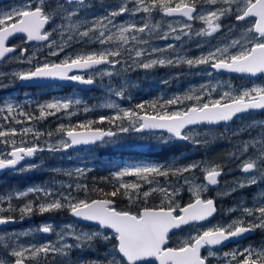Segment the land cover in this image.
Returning a JSON list of instances; mask_svg holds the SVG:
<instances>
[{
	"label": "snow or ice",
	"instance_id": "6c2138e0",
	"mask_svg": "<svg viewBox=\"0 0 264 264\" xmlns=\"http://www.w3.org/2000/svg\"><path fill=\"white\" fill-rule=\"evenodd\" d=\"M131 5V7H129ZM91 5L87 0H57L54 9L48 7V0H18V3L8 10H0V62L7 54L16 51L20 45L7 46L6 42L16 34H23L25 42H46L49 55H59L70 46L68 42L98 44L99 49L72 53L60 63L43 62L33 65L27 71L16 73L0 72V88L6 87L2 81L11 75L20 81L51 78L76 82L82 85H93L97 78H112L133 70L134 67L151 69L155 66H177L186 63L189 68L206 66L207 75L230 72L244 74L250 77L264 75V0H121L118 10L106 11L101 17L81 16V12ZM159 13L163 17L175 18L169 23L167 31L159 35V39L182 41L195 37L212 36L222 30V20L232 17L237 24L248 21L244 28V36L239 39H229L220 42L202 53L198 58L187 59L175 52L176 44H168L163 48L151 47V32L159 27L153 25L152 14ZM141 14H143L141 16ZM128 15L130 18L140 17L139 21L131 19L125 24H117L116 18ZM59 17L62 21L51 32L45 26ZM186 18V19H181ZM202 21L206 27L194 32L192 22ZM235 25L226 26L229 34ZM112 28L118 29V46L113 49L114 35ZM67 35V41L57 45L51 37L59 32L61 38ZM143 34V35H142ZM147 36L148 39H144ZM131 45L130 47H126ZM138 45H144L138 47ZM201 47V45H197ZM55 49V50H53ZM27 49H21L18 63L32 65L34 56L25 57ZM127 52V59H123ZM169 53L170 55H164ZM156 57V58H152ZM119 69V71H117ZM71 73V74H70ZM127 81L118 85L109 83L108 92L120 99H131L126 95ZM191 91V90H190ZM215 88L201 85L199 94L186 95L183 98L173 96L163 103L159 98L150 104L139 103L134 108H123L118 103L108 102L101 107L115 109L110 115H100L95 120L78 122L65 127L60 124L58 132L63 139L56 144L45 143L41 138L52 133H42L32 126L17 128L14 125H24L32 121L44 120L56 115L61 110L74 115L70 109L82 105L80 99H56L46 104H38L39 115L24 111V106L8 100L0 101V170L11 169L25 172L42 167V163L21 162L30 160L39 152H60L77 145L114 144L120 134L143 133L147 130H163L170 134L169 138L160 137L164 143L169 139L189 142L196 147L206 144L196 136L189 135L187 129L193 125H215L232 121L240 114L254 110H264V84L242 88L238 93L225 91L213 97ZM191 101V106L185 104ZM159 103V107L157 104ZM172 106H178L172 110ZM151 108L152 112L146 110ZM83 107L85 113L91 111ZM108 124L105 130L94 125ZM115 129V130H113ZM249 129H259L257 136L252 137ZM248 132L250 138L237 145L239 155L233 153L229 159L240 160L238 165L245 174L243 180L235 181L225 195L237 189L264 184V121H253L246 128L233 130V136ZM31 136L29 139L28 137ZM202 161H194L188 165L178 166L175 161L159 165H128L114 171L111 179L116 181L114 190L104 193L101 199H79L78 194L87 195V185L79 182V178L88 171L87 167H77L73 171L55 168L54 174L68 177L75 175L77 182L65 184L53 181L50 185L31 186L15 193L0 194V226L15 223L16 206L13 200H21L30 194L34 197L18 208L20 219L30 217L34 212L39 214L66 210L77 221L90 222L95 230H85L79 224H65L55 232V241H45L40 244L20 242L8 236L4 244V255L0 256V264H264V245L244 248H233L228 252L218 254L212 246L222 245L235 238H242L257 230L264 231V190H259L258 197L247 206L240 201L236 208L228 212H239L240 215L228 224H216L206 229L198 230L187 239L179 242L178 247H168L170 232L182 226L207 221L217 212L214 198H201V192L209 185L218 184L222 175L220 166L201 167ZM199 169L203 172L206 184L193 192L194 199L184 206L177 203L176 197L181 191V181L190 183L191 174ZM189 174V175H185ZM124 177H135L136 182H122ZM157 178H163V183ZM173 178L176 183H173ZM147 184L148 191L142 192L146 202L154 193L163 197L159 207H143L138 212L118 210L114 198L118 194L140 198L142 184ZM156 186L153 187L152 185ZM75 190V191H74ZM165 201L167 206L165 207ZM7 204V207L2 205ZM37 232L50 234L55 231L53 224L47 223L36 229ZM24 235H27L25 233ZM101 239L110 242L107 252L98 259L86 260L82 257L73 259L74 250L83 251L92 248L94 241ZM207 247L206 255L201 249Z\"/></svg>",
	"mask_w": 264,
	"mask_h": 264
},
{
	"label": "flooded vegetation",
	"instance_id": "af4514ba",
	"mask_svg": "<svg viewBox=\"0 0 264 264\" xmlns=\"http://www.w3.org/2000/svg\"><path fill=\"white\" fill-rule=\"evenodd\" d=\"M57 0H48V7L50 9H54L56 6ZM87 2L91 5V7L83 10L81 12V16H88L89 18L92 17H101L104 15L106 11H112V10H118V6L121 3V0H87ZM18 3V0H0V10H8L10 7L16 5ZM131 7V5H129ZM143 14H141L142 16ZM131 19H135L136 21H139L140 17H135V18H130L128 15L125 16H120L116 18V23L117 24H125L126 22H130ZM181 19H186V18H181ZM175 18H170V17H163L159 13H153L152 14V20L150 21L153 25H156V23H159V27L155 28L151 32V39L149 41L150 46L152 47H159L163 48L167 44H172L174 41L172 39L169 40H164V39H159V35H163L164 31H167V23H174ZM228 23L231 25H235L234 29H237L240 27V25L247 24L249 23L248 21L242 22L237 24L234 20V18L229 17L228 18ZM62 21L59 17H56L53 21H51L49 24L45 26L46 30L51 32L53 28H55L58 24H61ZM193 23V22H192ZM111 33L115 34L114 39H113V44L111 47L115 49L118 44V29L117 28H112ZM227 33V32H226ZM71 34V29L67 30L66 35L63 37V39L60 36V33H54L51 37L52 40H55L57 45H61L67 41V35ZM229 34V33H228ZM143 35V34H142ZM230 35V34H229ZM229 35L225 34L222 35L226 39L230 37ZM144 39H148L147 36H143ZM25 36L23 34H16L12 38L9 39V41L6 42L7 46H16L20 45L21 47H18L15 52L7 54L6 58L0 62V72L4 73H16V72H22V71H27L30 67L33 65H37L39 63H43L45 61L50 62V63H60L62 60H64L66 57L70 56L72 53L75 52H81V51H91L93 49H99L100 46L98 44H91L88 45L87 47L85 44L82 43H76L74 41L68 42L70 46L65 47V50L60 53L59 55L53 56L49 55V48L46 42H38V41H32V42H25ZM226 42V40H224ZM131 45H128L126 47H130ZM144 45H138V47H143ZM27 49V52L25 53V57L27 58L29 56H34V59L32 61V65L28 63H18L17 58H20V53L21 49ZM55 50V49H53ZM181 48L176 46L175 52L180 55L181 53ZM164 55H170L169 53H165ZM123 59H127V52H125L124 56L122 57ZM156 58V57H152ZM158 67V68H157ZM168 66H155L151 69H141L138 67H134L133 70H130L126 73H121L119 76H115L112 78L104 77L103 80L100 78H97L96 83L92 85L91 89H83L79 88L77 86L71 85L69 83L65 84H60V83H51V84H39V83H25L24 81H20L18 78H14L11 75H9L7 78L3 79V83L7 85L6 87L0 88V101H5V100H14V103H19L20 105L24 106V103L29 104L30 101L32 100V97H27L28 99H24L23 96H32L40 93L41 91L46 93V95H60L64 97L72 96V95H93V94H107L108 89L107 85L109 83L113 85H118L122 80H126L128 87L126 89V95H130L131 99H128L129 101H133L136 95H143V94H148V93H157V94H162V93H171L173 96H179L183 98L182 94L180 93V87L174 88L173 85L169 87L168 82L164 80L165 82H160V83H151L148 81V78H151L152 76H162L163 70H167ZM175 71H180L181 69L179 68L180 65L177 66H172ZM171 67V70H172ZM119 71V69H117ZM154 73V75H153ZM71 74V73H70ZM215 74V75H214ZM215 78L223 79L227 83L228 81H233L236 82L237 80H242L246 81V84H252V83H257L259 82V85L264 84V75L258 77L257 79H250L248 77H240V76H227V75H217L216 73L212 74ZM138 76L140 78V81L136 83L135 79ZM183 77V76H182ZM175 83V82H174ZM152 87L155 88H151ZM248 86V85H247ZM194 94H199L194 93ZM213 94H219L217 91L213 92ZM190 95V94H188ZM172 96V97H173ZM189 102V101H187ZM185 102V104L187 103ZM192 103V102H191ZM86 104V103H83ZM188 106H191V104H187ZM122 106H125L126 108H134L135 105L131 103L127 104H122ZM174 107V106H172ZM260 115H262V112H256ZM243 116L235 119L232 123L227 124V125H220V126H209V127H218L222 128L223 130L228 129V131H233L235 129H240V128H246L248 126V122H251L249 120L243 121L240 120ZM53 121V120H52ZM56 121V120H55ZM53 121V123L55 122ZM255 121H264L263 119H255ZM33 126V124L26 123L22 126ZM15 127L18 128L19 125H14ZM204 128V127H203ZM34 129H36L34 127ZM256 134H251L252 137L257 136L259 129H256ZM152 132L148 133H139L140 135L142 134H150ZM162 133V132H158ZM231 133V132H230ZM138 134V133H137ZM165 134V133H163ZM167 135V134H166ZM137 136V135H136ZM165 137H170V136H165ZM199 139L202 140H207L208 142L206 144H202L199 147L194 146L193 144L189 142H179L176 139H169L168 143L164 142H158L153 145H147L146 149H149L151 147H155L158 150H161L164 146L168 148L169 150H172L174 154L176 155H171L168 161L164 162L163 164H170L173 161L177 163L178 166H182L180 163V159L183 158L184 155L190 156V155H199V153H204L202 149L206 147L211 146L210 140L213 139V136L205 135L202 136H196ZM219 137H224L227 140V144L225 146H214L211 149L206 151V154L212 155V156H217L222 159H225L221 164H223V173L221 176H219L218 179V184L215 186L209 185L207 187L206 191L201 192V198H214L215 199V204L217 207V212L214 214L213 217L209 218L207 221L196 223V224H190L182 227L181 229L174 231L169 235V247H178L180 246L181 241L187 239L191 234L195 233L198 230H203L206 229L212 225L216 224H228L232 220L236 219L240 213L237 212H228L227 210L230 208H236L239 204L240 201H245L247 202V206H252V202L255 201V199L258 197L259 190H264V184H258L254 185L248 188H242V189H237L234 192H231L228 195H225L224 193L229 192L232 187H235V181L237 180H243L245 174L242 173V171L239 170L238 165L242 162L243 159L246 157H242L240 160H232L229 159V157L235 152L237 155H239V149L237 148V145L240 144L241 141L248 140L250 138L248 132H245L238 135V136H233V134H228L227 136H219ZM174 141L179 142L178 145H173ZM180 144H186L185 150L186 153L183 151V147H179ZM180 148V149H179ZM131 148H125L124 150H130ZM142 150V149H139ZM144 150V149H143ZM181 150V151H180ZM183 152V153H182ZM41 153V152H39ZM37 155L35 156V159L33 161H27L23 162V164L28 163V162H34L37 159ZM130 161L127 158L121 159L116 161V165L114 168H112L114 171H117L119 167H116L117 164H123L125 161ZM146 163V162H144ZM148 165H158L156 163H147ZM207 166L205 162L201 165V167ZM217 165V164H216ZM211 166H215L214 164ZM209 167V166H208ZM8 171L6 173L12 172ZM18 172V171H15ZM5 174V173H4ZM3 174V175H4ZM189 175V174H187ZM204 173L201 172L199 169L194 170L190 177V183L189 184H184L183 181H181V189L184 187H189L190 193L186 192V196H183L185 193V190H181L179 195L177 196V203H179L181 206L186 205L187 203L191 202L194 197H193V192L200 186L206 184V181L204 179ZM2 177V176H1ZM100 198V197H99ZM95 199V198H94ZM3 207H6V204L2 205ZM118 210H121L117 208ZM129 211V210H126ZM134 213V212H133ZM69 216V213H67ZM16 220L19 221L18 224L14 225L13 227L10 228H3L0 229V240L4 241L6 239V236L8 233H11L12 231H19L17 228L24 223V220H21L20 218H16ZM76 221V220H75ZM45 222H50V221H45ZM43 222V223H45ZM77 222V221H76ZM51 224L54 225L53 222H50ZM78 223V222H77ZM80 224V223H78ZM83 225V224H81ZM85 226H90V225H85ZM17 229V230H16ZM43 234V233H41ZM51 234V233H50ZM50 234H43L46 239H49ZM51 239V238H50ZM249 245H252L254 247H259L261 245H264V231L257 230L256 232L248 233L244 237L239 238L237 241H231L223 245H218V246H212V250L217 252L218 254H222L223 252H228L233 248H244ZM208 251V248L205 247L201 249V252L203 255H206ZM2 254L0 256L4 255L3 249L1 250ZM211 264H216L215 260L211 261ZM220 264H224L223 261L220 262Z\"/></svg>",
	"mask_w": 264,
	"mask_h": 264
},
{
	"label": "trees",
	"instance_id": "16d2710c",
	"mask_svg": "<svg viewBox=\"0 0 264 264\" xmlns=\"http://www.w3.org/2000/svg\"><path fill=\"white\" fill-rule=\"evenodd\" d=\"M178 2V0H176ZM168 25V23H167ZM200 28H203V26H200ZM224 36H218L213 34L212 36H202V37H195L191 40L188 38H183L182 41H174L173 43L176 44L177 47H180L181 56H186L187 59H195L198 58L202 53H205L206 50H208L212 46H216L217 41L220 43V41L223 39ZM169 40V39H168ZM168 45V44H167ZM197 45H201V47H197ZM153 47V45H152ZM180 69L183 71V82L181 83L180 86V93L182 96H186L188 94L193 95L194 93H199V90L201 88V85H205L204 82L205 80L204 77L198 76V70H200L204 65H200L198 67L194 68H189V66L186 63H181ZM172 66H168L167 70H171ZM172 70L174 68L172 67ZM215 75V74H214ZM213 76V75H212ZM136 83L140 81V78L138 76L135 79ZM193 89V90H191ZM191 90V91H190ZM40 98L43 96H49L46 94H39ZM146 94L143 95H136L134 100L131 102L129 100L122 99L120 102L122 104H139V103H146L150 104L151 102H155L158 99L156 98H146L144 97ZM82 101H86L88 104H99L100 102V97L102 96L98 94H93V95H82L80 96ZM163 100L166 99H159V103H162ZM186 102V101H185ZM158 103V104H159ZM39 104V99H35L32 97V100L30 101L29 104L24 103V111L33 113L34 115L38 116L39 111L37 108V105ZM149 114H151L152 109L149 107L146 109ZM113 111L110 109L106 110L105 108H99L96 107L94 110L89 111L85 113L84 111L80 110L74 115H70L68 118L63 119L65 121V127H68L69 125H76L78 122H86L89 119L95 120L98 118L100 115H110L112 114ZM259 114L256 112L253 113H248L244 115L242 118L249 117V118H254V119H263L264 120V111L262 112V115L258 116ZM58 118V114L54 116H48L44 120H39V121H32L34 124H36V129L39 130L42 133H55V124L53 123L52 119ZM61 121V120H60ZM94 127H101L103 129H108L110 126L108 124H103V125H94ZM197 130L201 129H212L214 131L216 130H221L223 132L222 135L220 136H227L228 134H231L229 132H225L222 128L218 127H204V128H196ZM115 130V129H113ZM250 133H256L254 129H249ZM57 135L63 136L62 133L57 132ZM244 133V132H242ZM241 133V134H242ZM245 134V133H244ZM209 135V134H205ZM203 135V136H205ZM213 136L214 138L210 140L211 146L206 147L202 149L204 153H199V155H184L182 159H180V163L182 166L188 165L194 161H202L205 162L207 166L211 167V165L215 166H220L223 168V164H221L225 159H222L217 156H212L206 154V151L211 149L212 147L216 146H225L227 144V140L224 137H219L218 134H213L209 135ZM126 136L124 134H120L117 137L118 141L119 139H124ZM29 139L31 136L28 137ZM202 138V136H201ZM50 140L47 135L41 138V145L44 144L45 141ZM179 142L174 141L173 145H178ZM183 147L184 153H186L185 147L186 144H180L179 147ZM94 149H96L95 153L98 152L97 156H101V158L108 160V162L111 163H106V164H101L102 162L99 161L97 158L95 161H98L100 164L96 167L92 168H87L88 171L86 174L82 177L79 178V182L82 184H86L87 187V195L84 194V192H80L78 194L79 199H94V198H105L103 195L104 193H110L114 190V186L116 185V181L114 179H111L113 176L114 170L112 168L115 167V164H113L114 161H117L118 159H124L127 158L130 161L137 162V161H143L146 163H156V164H163L164 162L168 161L171 155H176L173 153L172 150H169L164 146L161 148V150H158L155 147H151L149 149H144V150H139V149H130V150H118L115 147H112L111 144H101L98 143L94 145ZM180 149V148H179ZM181 151V150H180ZM71 153L72 151H64V152H59L58 154H55V152H48L44 151L41 153H38L37 156V163H42V167L34 169L32 171H27V172H9L5 173L2 175L0 178V194H5V196L9 193H13L18 190H23L27 186H33V185H50L52 182V179L57 178L58 181H62L65 184L68 183H74L77 182V178L75 175L72 177H68L63 174H54L51 170L55 169L57 167L63 168L65 171H73L76 169L75 167L77 165H74V163L78 164V161L70 160L65 158V156L68 153ZM95 153H90L93 156L96 155ZM183 153V152H182ZM72 154V153H71ZM88 158L90 156H87ZM88 162H91V160H84L82 161V164H88ZM217 164V165H216ZM100 166V167H99ZM81 168V167H80ZM187 175V174H185ZM192 175V174H191ZM129 180H132V182H136L137 178L135 177H126ZM163 183V178H157ZM173 183L175 182V179L173 178ZM142 184V190L140 194V198L137 199L135 196H133L132 200L129 199L128 195H123V194H118L114 198L115 206L121 210H129L131 212H138L141 210L143 207H159L161 206V201L163 197L160 195V193H154L152 194L148 200L145 202L142 197V192L145 191V187H147V184H144L141 181ZM181 190H185V193L183 196H186V192L190 193L189 187H184ZM75 191V190H74ZM34 197L30 194L28 197L25 199L21 200H13L12 204L16 206L17 211L14 213H4V215H14L15 218H20V214L18 212V208L23 206L24 203H26L28 200H32ZM178 197H176V200ZM164 206H167V202L165 201ZM7 207V204H6ZM68 211L62 210V211H56V212H49V213H44V214H39L38 212H34L30 217H25L24 223L20 225L17 229L20 230L18 231H12L11 233H8L6 236V239L3 241L0 240V254H2L1 250L3 249V245L8 243L7 237L12 236L13 239L16 238V236H19L20 242L23 244L27 243H36L40 244L44 239L43 234L39 233L36 231V229L39 227V225L45 221H50L54 223L55 227H59L60 225H65L69 223L77 224V222L72 219L71 217L68 216ZM79 226L85 230H95V227L93 226H85L79 224ZM22 228V229H21ZM16 229V230H17ZM27 233V235H24ZM54 233H51L49 236V239L54 237ZM111 243L110 242H104L101 239H96L94 241L93 247L92 248H86L83 251L81 250H74L72 253L73 259H76L78 257H82L83 259L90 260V259H98L101 258L110 248Z\"/></svg>",
	"mask_w": 264,
	"mask_h": 264
},
{
	"label": "rangeland",
	"instance_id": "374dc122",
	"mask_svg": "<svg viewBox=\"0 0 264 264\" xmlns=\"http://www.w3.org/2000/svg\"><path fill=\"white\" fill-rule=\"evenodd\" d=\"M228 18H224L222 20V30L217 32V33H215V35H218V36H221V35H224V34H225V36H226V34L229 35L226 26H230L231 24L227 22ZM200 26H203V28L206 27V25L202 21H199V20L194 21L192 23L193 31L194 32H199L201 29H203V28H200ZM245 26H246V24H243V25H240L239 28L233 29L232 33L229 35L230 37H228L227 39L225 37H223V39L220 42H225L224 40H226V42H227L229 39L242 38L244 36V28H245ZM217 44H219L218 41H217ZM212 47H214V46H212ZM212 47H210V48H212ZM208 50L205 51V54L207 53ZM161 67H163V66H161ZM153 75H154V73H153ZM183 75H184V73H183L182 70H180L179 72L175 71V70H170V69L169 70H165V71L163 70L162 76H157V77L156 76H152L151 78H148V81H150L151 83H153V82H155V83H160L161 82L162 83V82H165L164 80H166L168 82L169 87H171L173 85V87L176 88L178 86L179 87L181 86V83L183 82V77H182ZM199 75L201 77H204L205 80H207L206 82H204L205 85H208L210 88H215L216 91L219 93V94H213V97H215V98H218V96L220 94H222L223 92H225V91H232L234 93H238L242 88L252 87L253 85H259V82L252 83V84H246V81H242V80H237L236 82L228 81V83H227L223 79L215 78L212 75L211 76L207 75L206 66H203L200 70H198V76L197 77H199ZM152 86L153 85H151V88H153ZM153 89H155V88H153ZM191 90H193V89H191ZM39 94H43V92L41 91L40 93H38L36 95H32V96L29 95V96H23V97H24L25 100L28 99L29 97H34L35 99H39V104H46V103H49V102H53L56 99H73V98H76V99H80L82 101V99H81V97L79 95H72V96L64 97V96H60V95H55L54 94V95H49L48 97L47 96H43V97L40 98ZM44 94H46V93H44ZM100 96H102V98L100 97L101 100H100L99 104H96V105L92 104V103L88 104L86 101H82V105L81 106H79L78 108L77 107H73V108L70 109V111L73 112V113H77L80 110L83 111V107L84 106H87V107H89L92 110H94L96 107L104 108V107H101V105H103L105 103H108V102H115V103H118L121 107L126 108L125 106H122V102H120L122 99H120L118 97H115V96L111 95L110 93L101 94ZM172 96H173V94L165 92V93H162V94L148 93L144 97H146V98L150 97V98H156V99H159V98L168 99V98H171ZM125 100H128V99L125 98ZM9 101L14 102V100H9ZM83 103H86V104H83ZM186 104H191V101L187 102ZM157 107H159V104H157ZM176 107H178V106L172 107V110H175ZM105 109L108 110L109 108H105ZM110 110L113 111V113L116 111L115 109H110ZM57 114H58L57 122H55L56 124L54 123L55 126H56L55 127V133H53L52 134V138L50 140H48V141H45L44 144L45 143H52L53 145H56V144H58L61 141V139L64 138L61 135H57L56 131L59 129L60 124H64L65 123V121L63 119L68 118L70 115L68 114V112H65L64 110H61V112L57 113ZM52 116H54V115H52ZM52 120L55 121L56 118L53 117ZM240 120H243V121L249 120L251 122L255 121L254 118H249V117L240 118ZM251 122H248V124L251 123ZM30 123L33 124V126L36 128V124H34L33 122H30ZM27 126H29V125H27ZM27 126L19 125L18 128L27 127ZM254 131L256 132V129H254ZM225 132L226 133L227 132H229V133L231 132V134H233V131H228V129H225ZM188 133L191 136H200V137L205 135V134L213 135V134L217 133L218 136L223 134V132L220 129L214 131L212 129H209V130L208 129L197 130L196 128L188 130ZM256 133H253V134H256ZM124 135L126 137L124 139H122V140L119 139L114 144H111L112 147H115L118 150L125 149V148L142 149L143 150V149H146L147 145H153V144L158 143V142H163L159 138L162 137V136L163 137L167 136L166 134L158 133V132H152V133L146 134V135L145 134L140 135V134L132 132V133L124 134ZM165 138H169V137H165ZM168 142H169V140H168ZM93 146L94 145L89 146L87 148L80 149V150H73L71 152L72 154L69 152L65 156V158L70 159V160H74V161H78V164L74 163V165H77L75 168H77V167L92 168V167H95V166L97 167L100 163L98 161L94 162V160H96V158L99 161L102 162L101 164L111 163V162H108V160L101 158V156H97L98 152L95 153L96 149H94L95 147H93ZM61 152H64V151H61ZM58 153L59 152H55V154H58ZM90 153H95L96 155L93 156ZM87 156H90V157L88 158ZM36 160L34 161V163H37ZM84 160H91V162H88V164H82V161H84ZM118 160H121V159H118ZM113 164L116 165V161H114ZM128 165H148V164L144 163L143 161L133 162V161H127L126 160L125 163L120 164V165L117 164L116 167H119L118 170H121V169H123L124 167H126ZM203 167H204V165H203ZM25 172H27V171H25ZM54 180L58 181L57 178H54V179H52V182ZM122 182L129 183V182H132V180H129L128 178L124 177L122 179ZM33 186H40V185H33ZM45 186H48V185H45ZM152 186L155 187L156 185L153 184ZM28 187H31V186H27L23 190H26ZM148 190H149V187L148 186L145 187V191H148ZM15 192H13V193H15ZM47 223H50V222L41 223L39 225V227L44 225V224H47ZM61 226L62 225H60L59 227H55L54 226L55 232H58L60 230ZM56 239H57V237H56V234L54 233V237H52V239H44L41 243H43L45 241H49V240L55 241Z\"/></svg>",
	"mask_w": 264,
	"mask_h": 264
},
{
	"label": "water",
	"instance_id": "95a60500",
	"mask_svg": "<svg viewBox=\"0 0 264 264\" xmlns=\"http://www.w3.org/2000/svg\"><path fill=\"white\" fill-rule=\"evenodd\" d=\"M217 74L228 75V76L248 77V78H250V79H257L258 77L262 76V75H258V76H256V77H250V76H247V75H244V74L230 73V72H219V73H217ZM24 82H25V83H30V84H31V83H39V84H41V85H42V84H51V83H60V84L69 83V84H71V85H74V86H77V87H79V88H83V89H91V88H92V85H82V84H78V83H76V82H72V81H68V80L51 79V78L34 79V80H31V81H24ZM260 111L263 112L264 110H254V111H251V112H260ZM251 112H247V113H251ZM247 113L240 114V115H238L237 117H234L233 120H232V121H229V122H221V123H219V124H215V125H208V124L193 125V126H190L189 129H187V131L190 130V129H193V128H195V127L220 126V125L229 124V123H232L236 118H238V117H240V116H243V115H245V114H247ZM105 130H107V129H105ZM146 132H162V133H165V134H167L168 136H170V134L166 133V132L163 131V130H147V131H145V132H143V133H146ZM177 141H179V142H184V141H182V140H177ZM98 143H99V142H97L96 144H98ZM96 144H92V145H96ZM92 145H77V146H74V147H72V148H70V149H67V150H64V151L80 150V149L87 148V147L92 146ZM34 159H35V157L30 158V160H26V161H23V162L33 161ZM23 162H21V163H23ZM9 170H11V169L0 170V178H1V176L3 175L4 172L9 171ZM95 199H101V198H95ZM69 215H70V214H69ZM70 216H71V215H70ZM73 218H74V217H73ZM74 219H76V218H74ZM78 222H79V223H82V224H86V225H90V226H94V227H95V225H94V224H90V222H83V221H78ZM18 223H19V221L16 220L15 223H11V224H7V225L0 226V229H3V228H10V227H13L14 225H16V224H18ZM185 226H186V225H185ZM182 227H184V226H182ZM182 227H181V228H182ZM181 228H180V229H181ZM177 230H179V229H173V230L170 232V234L173 233L174 231H177ZM46 235H47V234H46ZM238 239H239V238H235V239H233V240H230V241L224 242L223 244H226V243L231 242V241H237ZM223 244H222V245H223ZM167 246L169 247V241L167 242ZM156 264H158V262H156Z\"/></svg>",
	"mask_w": 264,
	"mask_h": 264
},
{
	"label": "bare ground",
	"instance_id": "6f19581e",
	"mask_svg": "<svg viewBox=\"0 0 264 264\" xmlns=\"http://www.w3.org/2000/svg\"><path fill=\"white\" fill-rule=\"evenodd\" d=\"M260 112H262V111H260ZM243 116H244V115H243ZM240 117H241V116H240ZM238 118H239V117H238ZM236 119H237V118H236ZM184 142H185V141H184ZM9 171H11V170H9ZM6 172H8V171H6ZM6 172H4V173H6ZM4 173H3V174H4ZM69 217H71L72 219H74V218H73L72 216H70V215H69ZM74 220H76V219H74ZM76 221H77V220H76ZM77 222H78V221H77ZM78 223H79V222H78ZM80 224H82V223H80ZM83 225H86V224H83Z\"/></svg>",
	"mask_w": 264,
	"mask_h": 264
}]
</instances>
